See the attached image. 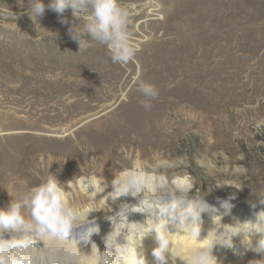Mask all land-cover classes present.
<instances>
[{"label":"rangeland","instance_id":"1","mask_svg":"<svg viewBox=\"0 0 264 264\" xmlns=\"http://www.w3.org/2000/svg\"><path fill=\"white\" fill-rule=\"evenodd\" d=\"M119 3L127 11L129 43L136 53L126 65L113 63L107 47L87 37L90 46L79 51L68 29L73 22L82 28L84 21H74L70 10L64 14L67 25L47 10L36 26L23 14L29 0H0V163L60 164L45 181L63 176L64 183L59 182L66 192L78 165L63 169L64 163H86L79 176L87 177L96 176L93 163L99 158L100 163L113 159V165L126 160L188 163L193 193L202 200L232 195L258 205L264 195V0ZM9 10L18 18H10ZM191 52L203 75L194 84L181 85ZM140 82L157 89L150 102H182L179 108L161 109L169 119H162L167 133L158 138L134 136L136 124L128 130L133 115L154 110L136 104L145 100ZM114 114L100 144L89 140L93 152L86 151L85 158L75 137L87 140L84 128L108 123ZM130 136V144L121 142ZM104 218L103 224L109 221ZM248 256L250 263L264 264V255L251 251Z\"/></svg>","mask_w":264,"mask_h":264},{"label":"bare ground","instance_id":"2","mask_svg":"<svg viewBox=\"0 0 264 264\" xmlns=\"http://www.w3.org/2000/svg\"><path fill=\"white\" fill-rule=\"evenodd\" d=\"M204 52L203 49L202 54ZM193 54L194 52H191L186 56L191 59L192 64L183 71L184 78L181 85H185L189 80L194 84L203 75V70L197 68L200 62H195L192 59ZM168 74L173 76V72ZM141 101L136 104L140 105ZM178 101L173 99L161 101L158 98L157 103L150 102L154 110H148L142 116L141 114L133 115V119L127 120L130 128L128 130H132L136 124L138 130L134 132V136L141 135L142 139H146L147 137L141 133L153 134L157 138L164 135L167 133L168 126L162 119L168 120L169 117L162 114L161 109L179 108L181 105ZM113 104L112 102L106 106ZM190 105V102L185 100L183 107L188 109L191 107ZM116 117L117 114L108 117V123H90L84 128L89 136L87 140L85 137L80 140H78L79 136L75 137L78 147L85 152L83 153L85 158L86 151L93 152L92 147L88 148L89 140L92 145L93 142L100 144L101 137L105 135L103 129ZM191 119L189 117L185 123H189ZM48 121L52 122L53 119ZM62 137L64 138L66 135ZM132 137L121 142L130 144ZM157 143L160 144V142ZM109 157H114V154H110ZM98 161L99 163H93L97 177L85 176L88 174L79 176L84 167L87 168L86 163L61 164L63 169L67 167L74 169L78 165L77 172L74 174L77 177L76 180L72 181L67 178L69 192L65 191V202L82 218L74 225L68 237V243L60 244L49 239H38L35 247L29 250L28 258L31 259L32 264H61L64 251L71 252L76 256L80 260V264H103L105 260H116L115 264H131V261L136 258L143 259L145 264H155L152 252L158 247L155 232L157 228L169 242L168 250L165 253L167 264H188L193 251L203 249L205 241L212 244L219 238L222 242L231 240L232 247L215 245L213 255L217 258V264H251L247 259L248 254H251L259 240L264 239V232L256 233L253 226L248 225V222L251 221L253 225L257 223L256 213L264 210V205L258 204L253 209L252 203L232 195L219 197L211 202L202 200L200 196L193 193L196 185L187 171L188 163H150L145 165L126 163L128 161L126 160L113 165V159H109L106 163H100V158ZM203 164L212 168L210 163ZM199 165L201 166V164ZM28 168L30 171L26 180ZM59 169L60 164L56 165V163H0V209L6 208L13 200H21L30 192L27 190L29 186H39L41 180L45 181L46 175L48 176ZM32 170H34L33 173ZM126 170L143 174L150 181L152 188H145L135 197L131 195L114 197L112 181ZM58 181L64 183L63 176H59ZM70 181L71 183H69ZM89 181H94L95 189L86 190L85 185ZM93 191H95V195L92 194ZM168 191L171 192L169 195L161 194ZM262 199H264V195ZM173 204L176 205L175 209L172 208ZM191 204H200L202 209L196 223L200 229V236L197 239H192L188 231L191 219L183 221V224L180 219L181 213L186 212ZM22 212L27 220V210H22ZM103 217H105L104 219L109 218L105 224L100 222ZM260 223L264 228V222ZM0 235H4V239H19L15 233Z\"/></svg>","mask_w":264,"mask_h":264},{"label":"clouds","instance_id":"3","mask_svg":"<svg viewBox=\"0 0 264 264\" xmlns=\"http://www.w3.org/2000/svg\"><path fill=\"white\" fill-rule=\"evenodd\" d=\"M50 10L60 17V23L67 25L64 18L67 11H71L74 21H84L83 27L75 22L68 29V34L73 42L79 46V51L89 47L87 38L98 44L105 45L110 53L113 63L128 64L135 56V49L129 43L127 32V11L120 5L119 0H51L48 5L43 0H29L26 14L37 25L45 12ZM10 18L17 19L10 10ZM40 26V25H39ZM43 29V28H42ZM138 90L145 97L141 101L142 106L150 108V100L158 96L154 85L140 82ZM71 183V181L69 182ZM60 182L53 176L34 187L21 200H13L6 208L0 209V234H17L19 239H4L0 235V264H32L28 258L29 250L35 247L36 241L49 239L56 243H68V237L74 225L82 218L81 215L65 202V191L60 187ZM114 197H135L145 188H152L150 181L143 175L126 170L112 181ZM87 189H95L94 181L85 185ZM95 195V191L92 192ZM259 205H264V199L258 200ZM257 204H251L255 209ZM126 207V206H125ZM173 204L172 208L175 209ZM27 210L26 220L22 210ZM200 204L189 205L186 212L181 213L183 221L191 219L188 231L192 239L200 236V229L196 223L200 216ZM257 223L248 222L256 233L264 232L260 222H264V210L256 213ZM158 247L152 252L155 264H167L165 253L169 242L160 229H155ZM12 237V236H11ZM215 245L232 247L231 240L222 242L221 238L214 243L204 242L203 249L192 252L188 264H217V258L213 255ZM258 255H264V239L258 241L252 249ZM97 251H100L97 248ZM104 254V253H101ZM109 255V254H108ZM112 257V256H109ZM116 260H105L103 264H115ZM61 264H80V260L71 252L64 251ZM131 264H145L143 259H134ZM251 264H261L253 261Z\"/></svg>","mask_w":264,"mask_h":264}]
</instances>
